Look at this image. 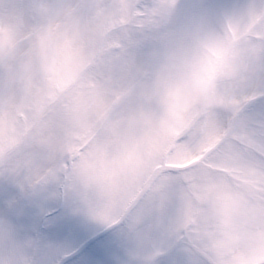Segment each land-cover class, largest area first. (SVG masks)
Instances as JSON below:
<instances>
[{
  "label": "rangeland",
  "instance_id": "rangeland-1",
  "mask_svg": "<svg viewBox=\"0 0 264 264\" xmlns=\"http://www.w3.org/2000/svg\"><path fill=\"white\" fill-rule=\"evenodd\" d=\"M18 1L13 0L14 6ZM21 1L29 5V0ZM171 1L169 8L162 12L166 0H144L140 9L142 16L138 10L134 12L142 23L138 26V34L123 31V26H127L124 6L128 13L131 0L99 1L88 14L93 18H90L93 25L99 23L96 38L87 42L83 33L76 29L75 41L67 43L65 34L61 37L58 27L66 21V16L72 18L69 13L73 14L80 6L78 0H35L36 10L30 14L36 19L38 15L45 18L44 29L32 16L19 22L11 13L10 0H0V179L6 173L26 177V173L32 171L33 163L41 161L42 166L51 164L41 170L36 182L45 177L57 181L56 172L67 167L69 170L61 187L75 189L76 203L75 213L67 221L69 226L60 231L62 236L68 237L71 231V236L81 239L106 227L104 225L116 218L122 205H127L159 164L173 136L180 133L196 114L197 90L201 83L196 86L183 84L181 70L206 44L223 45V59L229 40L218 35L223 29L221 22L239 42L223 64L220 60L219 71L211 75L217 77L201 115L185 142L169 158V168L183 164L205 139L218 137L226 131L241 106L236 98L243 95L248 78L255 76L254 92L260 104L261 89L264 88V21L251 36H244L264 13V0H216V4L213 0ZM150 11L156 13V19L151 18ZM10 13L14 21L6 19ZM119 24L123 25L122 29ZM36 25L40 26V31L33 28ZM199 27L202 30L198 31ZM100 48L103 53L98 56ZM106 49L111 51L108 56L104 55ZM144 69H147L148 81L133 93L129 92L142 78ZM258 71L262 74L257 75ZM58 96L62 97L57 100ZM116 98L118 105L109 117L108 128L96 130L100 126L96 120L103 118ZM52 102H56L55 106L45 120L35 127L19 149H11L21 140L36 115ZM258 107L256 104L253 109L259 110ZM77 109L86 112L84 116L80 115V121L78 118L71 121L69 118ZM248 113L242 120L257 121L258 125L264 123V118L258 114L249 116ZM94 131L96 140L86 149L87 164L85 162L82 168L79 160L84 155L75 159V152L81 145L85 147ZM241 135L234 133L222 155L219 154L222 157L213 158L204 165L207 167L184 174L167 173L156 182L154 189L159 195L172 194L171 217L158 220L151 215L152 207L145 206L147 210L140 212L141 218L131 215L128 223L119 229L129 232L134 222L139 221L140 227L135 231L140 233L138 246L143 250L140 264H148L147 259L155 255L156 249L167 251L162 241L177 235L178 227L183 230L178 235L188 241L185 252L190 258L195 251L189 244H195L201 251L195 253L202 259L206 257L202 253L204 250L208 254L216 253L219 264L221 261L223 264H246V252L255 244H262L255 248L257 256L252 264L264 261V214H260L254 202L246 205L247 212L237 214L234 227L226 233L212 225L228 228L227 224L220 223L218 215L228 208L224 202L231 205L237 202L229 200L240 193L234 185L251 184L256 192L259 177L264 173V156L254 158L251 155L253 150H264V141L248 137L249 148H245L239 140ZM65 159L67 165L63 163ZM58 163L60 168H57ZM21 166L25 173H18ZM44 169L47 170L41 174ZM120 181L124 184L117 183ZM206 195L223 199L217 214L207 211L216 208H206L208 200L202 199ZM157 199L162 201L160 197ZM164 200L170 201L169 196L166 195ZM155 201L150 198V203ZM89 217L92 220L86 229ZM207 219L213 223H208ZM210 226L215 227L211 234ZM82 229L86 231L81 233ZM55 236L56 232L51 234L42 248L31 249L29 237H14L0 220V264H42L46 260L49 262L43 264H52L58 257ZM229 247L231 250L237 247L238 251L230 252ZM222 251H227V257L217 254ZM122 261L125 260L122 258Z\"/></svg>",
  "mask_w": 264,
  "mask_h": 264
},
{
  "label": "snow or ice",
  "instance_id": "snow-or-ice-1",
  "mask_svg": "<svg viewBox=\"0 0 264 264\" xmlns=\"http://www.w3.org/2000/svg\"><path fill=\"white\" fill-rule=\"evenodd\" d=\"M223 45L206 44L197 55L191 57L181 70L182 83L196 86L213 75L222 58ZM258 114L264 118V88L261 89L260 106L249 111L248 115ZM64 165L68 164L65 159ZM57 168H60L59 163ZM64 167L56 172L57 181H51L47 177L36 183L19 176L5 174L0 179V220H2L10 233L15 237H29L36 244L37 249L43 247L44 242L54 232L62 231L68 227L67 200L68 193L62 189L61 182L68 173ZM256 195L264 204V173H261ZM183 230L176 229L177 235L166 237L162 243L167 248V253L158 264H209V261L200 258L195 252L192 257L186 255L185 248L188 241L183 235H178ZM107 230L97 231L95 234L85 237L75 255L80 253L89 256L100 254L113 255L112 242L106 237ZM60 264H70L64 260ZM75 264H127L122 260H81ZM260 264H264L261 261Z\"/></svg>",
  "mask_w": 264,
  "mask_h": 264
},
{
  "label": "bare ground",
  "instance_id": "bare-ground-1",
  "mask_svg": "<svg viewBox=\"0 0 264 264\" xmlns=\"http://www.w3.org/2000/svg\"><path fill=\"white\" fill-rule=\"evenodd\" d=\"M91 2V0H80V4L82 5V7L79 10H76L75 12H73V14H70L69 16L72 17L73 19H76V21H66L65 22V36L67 37V39L69 41L73 40L76 36L75 31H73L74 27L79 25V26H83L82 29L87 26L86 24V19H87V8H88V4ZM92 28V27H90ZM93 29V28H92ZM90 32L86 33V37L90 36L89 35ZM203 146L199 147V149L196 151V153L194 154V156L200 154L203 150ZM32 177H30V182H32V180L34 178H36L37 176V171H34L32 173Z\"/></svg>",
  "mask_w": 264,
  "mask_h": 264
}]
</instances>
